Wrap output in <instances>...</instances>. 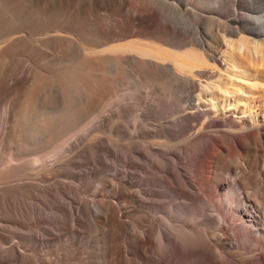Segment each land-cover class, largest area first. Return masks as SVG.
<instances>
[{"label":"rangeland","instance_id":"obj_1","mask_svg":"<svg viewBox=\"0 0 264 264\" xmlns=\"http://www.w3.org/2000/svg\"><path fill=\"white\" fill-rule=\"evenodd\" d=\"M0 1V264H114L116 258L122 259L121 254L123 261L120 260L124 264H136L137 256L124 252V247L129 235L134 232L133 235L138 236L140 229L129 224L124 226L125 230L117 228L118 231L111 226L102 207L106 201H118L114 198L118 196L114 190L120 187V179L154 189L158 200H183L166 189L171 179L161 165L164 155L153 150L149 154L148 145L153 149L178 153L188 147L186 136L196 131L195 123H198L194 120L184 121L176 134L161 133L152 137L143 133L145 128L155 130L154 126L160 122L180 115L189 97V90L183 89L181 93L171 88L172 86H167L165 97L174 104V113L160 120L147 117L135 121L132 103L135 98H146L144 89L152 81L146 74V62H140L141 60L125 53H120L117 57L107 53L104 59H100L102 69L96 71V74H89L84 85L88 89L86 97L84 94L81 96L75 85L66 86L67 90L64 86L61 87L62 70L76 64L84 52L77 43L72 44L66 38L67 33L57 32L60 27L54 26L51 30H56L50 31L51 33L40 27L41 19L45 18L43 10L57 12V16L61 14L60 11L76 14L82 31L87 36L86 44L94 46L102 41L103 45L98 46L99 49L131 40L147 42L148 39L137 36L126 37L120 42L115 40L122 37L120 35L126 29L135 28L162 30L167 38L163 42H156V45L170 50L197 42L196 33L193 32L197 28L206 48L216 52L217 58L224 65L227 63L224 60L226 52L234 49L239 64L248 69L238 76L240 82L247 86L244 89L249 105H241L251 108V114L243 117L249 127L229 132L225 126L229 123L221 116L211 123L216 125H211L208 130L212 137L220 136L221 132L218 131L224 130L237 139L244 133L260 131L264 139V0H168L186 11H195L194 15L188 14L180 23L175 22L176 13L162 8L155 0ZM8 3L14 5L20 19L23 17V20L30 22L28 28H24L26 32L12 33L7 28L9 17L4 5ZM120 3L124 6L119 7ZM149 12L156 13L157 20H160L158 24L145 17V13ZM57 16L54 22L59 21ZM225 25L241 31L239 35L228 36L235 41L232 49H228L226 44L222 46L216 35L218 32L223 34L221 28ZM95 32L101 41L98 42L97 37H94L92 33ZM20 34L24 35L21 37ZM242 37L243 44L239 43ZM62 45L68 46L63 50ZM187 48L186 46L182 50ZM135 70L141 80L134 78ZM215 70L221 69L217 67ZM98 72L107 79L101 92L104 99L111 97L114 100L110 105H94L98 86L95 75ZM28 91L33 95H28ZM25 96L34 97L28 99L31 101V104L30 101L28 103L29 107L33 103L34 105L28 107L27 111L26 104L23 103ZM68 106L73 109L67 114L65 109ZM63 113L65 118L62 117ZM239 114L232 115L238 119ZM251 115L252 119L249 117ZM43 116L53 119V128L46 134L43 130L36 129V122L39 123ZM60 123H63L62 126ZM70 136L72 137L68 140ZM135 145H138L141 156L134 153ZM243 150L246 155L256 151L260 157L258 168L254 170L257 173H251L253 181L251 180V184L247 183V188L236 182L240 180L241 174H238L243 167L241 164L247 165L248 157L238 162L229 160L226 165L221 162L211 164L213 174L222 179L223 188L215 196H210L207 192L203 194L205 200L199 199L196 227L213 234L219 231V225H223L226 228L224 230L231 235L238 228L242 248L233 249L234 255L228 258L236 264H264V246L255 250L246 247L245 243L250 242L245 234L248 229L245 226L239 227L244 224L241 211L248 209L250 217L246 226L250 225L257 237L260 236V231H264V143L245 146ZM188 160V164H192V160ZM177 162L179 167L184 168L181 161ZM209 164L208 158L203 159L200 169L206 170L203 168ZM182 174L189 176L186 172ZM128 189L123 185L126 193L129 192ZM78 202L84 207L80 208ZM121 202L137 205L133 198H121ZM137 207H140L135 212L137 216L150 220L155 215L144 203H138ZM221 215L226 216L227 221L221 220ZM123 220L128 222L131 219L127 216ZM208 238L211 245L217 246L214 237ZM225 241L229 244L232 242L227 239ZM13 245L18 248L16 253L8 250ZM146 252L151 255L148 249Z\"/></svg>","mask_w":264,"mask_h":264},{"label":"bare ground","instance_id":"obj_2","mask_svg":"<svg viewBox=\"0 0 264 264\" xmlns=\"http://www.w3.org/2000/svg\"><path fill=\"white\" fill-rule=\"evenodd\" d=\"M6 1L8 2V0ZM155 3L156 4L158 3L159 6H161L166 10L176 13L177 17H175V22L177 23H180L183 20V18L188 17V14H192V15L195 14V11L192 12L186 11L182 9L180 5H178L177 3L175 4L168 0H155ZM4 6L6 9V14L9 17L7 28L10 29L12 33L18 34L21 32H26L24 28H28L30 22H28V20L27 21L23 20V17L20 19L18 12L16 11L14 5H12L11 3L5 4ZM122 6H124V4L120 3L119 7ZM42 12L44 14V17L46 18V19L42 18L41 19L42 23L41 24L39 23L42 29L47 30L48 33L50 31L55 32L56 28L60 27V29H57L58 30L57 32H63V34L67 33L68 35H66L67 36L66 38L72 44L77 43L81 48V50L84 52V55L77 60L76 64H72L71 66H69L68 69H65L64 67V70H62L61 87L64 86L66 89V86L75 85L76 88L81 93V96H83L82 94H84L85 96L86 94H88V89H86L84 85L85 83H87L86 81L88 80L89 74L91 75L96 74V71H98L100 69V66H102L100 64L101 63L100 59H104L105 58L104 55L107 53L116 55V57L120 53H125L126 55L132 58L141 60L140 62L143 61L146 62L147 65L146 74L147 77L152 81L151 84H148L149 85L148 88L146 87L147 89H144L146 91V98L143 100L135 98V100L132 103L131 110L134 113L135 121L139 120L140 118H147V117L149 118L153 117L154 120H160L167 118L169 115L174 113L175 111L174 104L165 97L167 94L166 93L167 86L168 87L172 86L171 88H174L175 90L180 91L181 93L183 89L186 90V88H188L189 90V97L186 100L185 106L181 109L182 113L180 115L174 116V118L170 120H165L164 122H160L159 125L154 126L156 127L155 130H153L154 128L143 129V133L152 137L158 136L161 133L176 134L183 126L184 121L187 120L198 121V123L196 122L197 124L195 123V126L197 127L196 131L191 134L189 133L188 136H186L188 140L187 141L188 147H186V149L178 153H174L169 150L153 149L151 145H148L149 154L153 150L154 152L156 151L164 155L163 158L164 162H162L161 165L162 167H164L163 171L167 172L168 175L170 176L171 179L170 182L172 183V185H170L171 183L168 184V188L166 189H169L174 196L175 195L177 196V198L182 197L183 200H179V201L172 200L168 202L161 201L162 199L158 200L155 198L157 193L154 189L147 187L144 188L142 184L140 183L137 184L134 181H126L124 179H120L119 182L120 187L117 185L118 187L115 188L114 190V192L118 194V196L114 198L117 199L118 201L117 202L106 201L105 206L102 207L104 211L102 210L101 211L105 212L106 217L109 219L108 221L111 222V226L113 225L116 229L118 228L120 230L122 229L125 230L124 226L125 225L127 226L129 224H131L133 227L136 225L140 229V233L137 234L138 236L133 235L134 232L129 235V239L125 243L124 252L130 255L131 254L136 255L138 259L136 264H148V263L149 264L150 263L152 264H236L232 262L228 257L234 255L233 254L234 252H232L233 249L240 250V248H242L241 242L239 241L238 238L240 230L237 228L235 230V233L231 235L230 233H227L224 230L225 227H223V225H219L218 228L219 231L210 234L211 232L209 233L200 230L196 227V218H197L196 215L198 211L197 202L199 201V199L205 200L204 198L205 196L203 197V194L208 192L210 196L211 195L215 196V194H217V192L223 188L222 179L221 178L218 179V177H216V175L213 174L211 170V166H212L211 164H220L221 162L223 163V165H226L229 160L238 162L242 158L246 160V157H248L249 160L247 162V165L241 164L243 165V167L241 168L239 167L241 169L240 170L241 172L238 174V175L241 174L239 176L240 180L236 181L237 185L240 184L244 188H247L248 182H249L248 184H251L250 183L251 180L253 181L252 179L253 177L251 173L254 170H256L259 165L258 163V161L260 160V157H258L259 154L257 155L256 151H254L253 153L248 152L246 155V153H244L243 148L245 146L250 147V145L252 144L258 145L259 143L260 144L264 143L263 133L260 131H250L248 133L242 134L239 139H237L235 135H231L229 133V132H234L235 130H238L241 127H242L241 130L249 127L247 126V122L243 117L251 114V108H247V106L249 105L248 103L249 100L246 97L247 92L244 89V87L247 86H244L240 82L239 80L240 77L238 76V74L246 73V70L248 69L243 68L242 65L239 64L235 50L231 48L233 47L235 41L228 38L229 35L236 36L241 34V31H235L236 29H232L231 27L225 25L221 28V32L223 34H220L219 32L216 33L221 45L223 46L226 44V47L228 49L230 48L232 49L226 52V55L224 56V60H227V63L224 65L222 64L221 60L217 58L216 52L208 50L206 48V44H204L205 42L199 33V29L197 28H195L196 31H193L194 34L196 33L197 42L196 41L195 43L190 42L187 43L185 46H181V47L177 46L175 50L165 49L162 48L160 45L159 46L156 45V42H163L167 38L165 37L167 36L165 35L166 33H164L162 30H157V28L156 29L135 28V30L126 29V31L124 29L123 31L125 32H123L120 35L122 37L115 39L117 42L118 41L120 42L122 39L130 36L145 38L148 39V41L141 42L139 40H135V41L131 40L128 42L117 43L115 45L99 49L98 46H101L103 44L101 43L102 41L99 40L100 38L97 37L98 36V34L96 33L97 31L95 32L96 34L95 33L92 34L94 35L95 38L97 37L98 42L99 41L101 42H99L94 46H90V45L88 46V44H86L87 36H85V32L82 31L80 21L77 18L76 14L74 13L70 14L69 12L66 11H60L61 14L58 12V14L60 15L57 16V12L55 13L50 10H43ZM55 16H57L56 19L59 20L58 22L57 21L54 22ZM145 17L149 18L150 20H154L153 21L154 24H158V22L160 21L157 20L158 16L154 12H149L148 14L145 13ZM52 24L55 25L52 26ZM54 26H56V28L51 30ZM197 33L199 34L197 35ZM23 35L20 34L21 37ZM243 40L244 37L240 38L239 43L243 44L244 43ZM67 46H64L63 50H65ZM186 46L188 48L185 51H183L182 49L186 48ZM70 48H68V50ZM235 49H237V47ZM113 57L115 60V56ZM210 64H212L213 66H211ZM217 67H220L221 70L220 71L215 70V68ZM224 68L225 71H222ZM136 71L137 70L134 71L133 76L136 80H139L140 77ZM115 76L117 77V75ZM95 77H97L98 86L94 85V87L97 86V90L95 92L96 94L94 93L96 97L94 101V105L96 106L110 105L111 104L110 102H113L114 100L112 101L111 97L109 99H104L103 93L101 92L102 86H104L107 83L106 77L99 74V72L97 75H95ZM90 87L91 86H89V88ZM28 92H29L28 95L30 94L33 95V93H30V91ZM91 93H93V91H91ZM77 94L79 96V93ZM31 98L33 99L34 97L32 96ZM31 98H27L25 96L24 98L25 100L23 99L24 100L23 103H25L27 107L26 111L30 107H32V105H34L33 103L29 107L31 101L28 99ZM241 103L242 104L244 103L247 106L242 107ZM66 108L67 109L65 108L64 109L66 110L67 114L71 112L73 109L70 106ZM65 113H63L62 116L63 118H65L64 117ZM233 113L235 115L237 113H240L238 116L239 118L238 119L234 118V116L232 115ZM74 114L76 115L77 113L75 112ZM212 116H215V118H212ZM221 116H224L223 120L229 123L225 125L227 130H229V132L221 130L218 131L221 132L220 136L212 137L210 135L211 131H209L208 128L212 125L211 123L216 122ZM249 117L251 119L253 118L252 115ZM51 119L50 117L47 116L40 117L38 121L39 123L36 122V129L41 131L43 130L46 134V132L49 131V129L53 128L51 126V121H53V119L52 120ZM239 120H244V122ZM60 124L62 126L63 123ZM252 126H254V123L252 124ZM263 127L264 124L262 128ZM71 137L72 136L68 137V140H70ZM133 151L137 156L142 155L138 145L134 146ZM166 155L168 157H165ZM205 158L209 159L210 164L206 166L207 168L206 167L203 168L206 170H202L200 169V164L202 163V160ZM188 159L192 160V164H188L189 161ZM177 161H181L184 168L179 167ZM182 172L188 173L189 176L182 174ZM255 172L257 173V171H254V173ZM68 185L69 184H67V186ZM123 185L129 188L128 189L129 192L126 193L125 192L126 190L125 191L123 190ZM189 188H191L192 190H190ZM125 197L133 198V200L135 201V203H137V205L138 203H144V205H147L148 208L155 213V215H153L152 218L150 217V220H147L141 215L138 216L135 215V212H137L140 207H137L136 204L129 205L125 202L124 203L121 202V198L126 199ZM78 204L80 208L82 206L84 207V205H82L80 202H78ZM98 210L100 209L98 208ZM127 216L130 217L131 219L128 222L123 220V218ZM220 217H221L220 219L223 220L224 222L227 221L226 216L221 215ZM248 217H250L249 210L243 209L241 211V220L242 222H244V224H240L239 227L245 226L246 227L245 229H248V232H246L245 234L249 238L250 242L249 244L246 242L245 245L246 247H250L251 249L254 248L255 250L264 246V231H260L259 237L255 236L253 228L250 225L246 226V221L248 220ZM153 235L155 236V240H153ZM208 237L211 238L214 237L217 242V246L211 245ZM226 239L232 240L231 244L227 243L225 241ZM115 247L114 249H116ZM17 249L18 248L13 245L8 250H12L13 253H16ZM147 249L151 252V255L146 254ZM8 250L7 252H9ZM18 252H20V250ZM121 257L123 259L122 254ZM120 259L119 258H116V260L114 259L116 261L114 262V264H124L122 262L123 260L121 259L122 260L121 261ZM128 259L130 258H127V260ZM240 264H248V263L243 262Z\"/></svg>","mask_w":264,"mask_h":264}]
</instances>
